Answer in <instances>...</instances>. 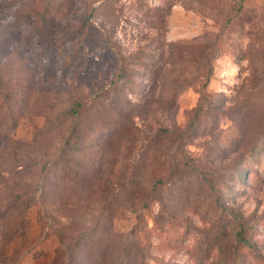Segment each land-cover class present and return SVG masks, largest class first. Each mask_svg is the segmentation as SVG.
Segmentation results:
<instances>
[{
  "label": "rangeland",
  "instance_id": "rangeland-1",
  "mask_svg": "<svg viewBox=\"0 0 264 264\" xmlns=\"http://www.w3.org/2000/svg\"><path fill=\"white\" fill-rule=\"evenodd\" d=\"M255 142L264 0H0V264H264Z\"/></svg>",
  "mask_w": 264,
  "mask_h": 264
},
{
  "label": "trees",
  "instance_id": "trees-1",
  "mask_svg": "<svg viewBox=\"0 0 264 264\" xmlns=\"http://www.w3.org/2000/svg\"><path fill=\"white\" fill-rule=\"evenodd\" d=\"M54 8L52 6V2L49 3L45 9L41 13L38 14L39 16V21L41 22V25H47L49 22H52L53 19L57 17L60 13H63V8L56 10V15L53 16L54 13ZM53 24V22L51 23ZM181 52V50H179ZM83 109V104L82 103H75L72 108L69 110L70 116L73 120V125H74V130H77L78 127L81 124V113ZM198 119L199 117H195ZM79 147V143L75 141L74 139L68 138L65 141L64 144V149L66 152L68 151H75ZM264 151V144H261L260 142H255L253 146L250 149V152L247 154V159L248 161H255L257 157L260 155V152ZM76 152H73L75 154ZM245 171H248V168H246ZM233 228L236 229V239L238 241V244L241 245L242 247H250L251 244V238L249 235L250 230L253 232V225L252 224H246L244 226L243 222H241V219L238 218V221L236 220V224L233 226Z\"/></svg>",
  "mask_w": 264,
  "mask_h": 264
}]
</instances>
